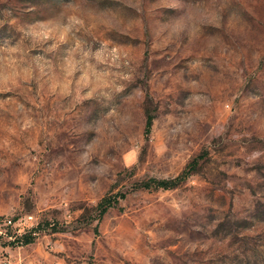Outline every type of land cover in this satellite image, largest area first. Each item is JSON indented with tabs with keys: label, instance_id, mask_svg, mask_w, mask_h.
I'll return each mask as SVG.
<instances>
[{
	"label": "rangeland",
	"instance_id": "rangeland-1",
	"mask_svg": "<svg viewBox=\"0 0 264 264\" xmlns=\"http://www.w3.org/2000/svg\"><path fill=\"white\" fill-rule=\"evenodd\" d=\"M0 235V264H264V0H0Z\"/></svg>",
	"mask_w": 264,
	"mask_h": 264
},
{
	"label": "trees",
	"instance_id": "trees-1",
	"mask_svg": "<svg viewBox=\"0 0 264 264\" xmlns=\"http://www.w3.org/2000/svg\"><path fill=\"white\" fill-rule=\"evenodd\" d=\"M145 127H144V133L145 135H148L151 130L152 122L154 119V116L150 112H146L145 116ZM197 165L196 160H192L186 168L176 177L171 179H148L146 181H141L138 184H136V187L142 188V189H150V188H162V189H171L177 186L181 181L185 179V177L190 173V171L193 170V168ZM124 197V194H118L111 197H103L97 204L96 208L98 209L99 214H104L111 206L116 205L118 202V198ZM14 221V220H13ZM49 226V224H47ZM40 230L39 226L33 227L29 230H26L24 233L19 235H14V240L6 242L7 244H21V245H27L31 243L35 236L37 235L38 231ZM1 237V236H0ZM5 243V242H4Z\"/></svg>",
	"mask_w": 264,
	"mask_h": 264
},
{
	"label": "built area",
	"instance_id": "built-area-1",
	"mask_svg": "<svg viewBox=\"0 0 264 264\" xmlns=\"http://www.w3.org/2000/svg\"><path fill=\"white\" fill-rule=\"evenodd\" d=\"M25 232V231H24ZM24 232H22V233H24ZM22 233H20V234H22ZM17 235H19L18 233H17ZM1 236V235H0Z\"/></svg>",
	"mask_w": 264,
	"mask_h": 264
}]
</instances>
